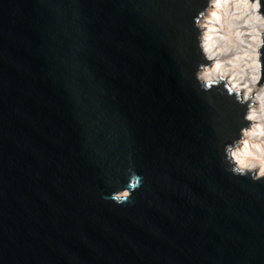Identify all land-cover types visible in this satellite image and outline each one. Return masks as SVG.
<instances>
[{"label":"water","instance_id":"95a60500","mask_svg":"<svg viewBox=\"0 0 264 264\" xmlns=\"http://www.w3.org/2000/svg\"><path fill=\"white\" fill-rule=\"evenodd\" d=\"M209 4L0 0V264H264V177L231 170L254 93L202 87Z\"/></svg>","mask_w":264,"mask_h":264},{"label":"bare ground","instance_id":"6f19581e","mask_svg":"<svg viewBox=\"0 0 264 264\" xmlns=\"http://www.w3.org/2000/svg\"><path fill=\"white\" fill-rule=\"evenodd\" d=\"M245 4L253 3L249 0H219V5L213 4L206 10V14L200 20L201 25L204 26L202 48L207 56L209 53L213 54V62L199 71L198 75L200 78L205 71L213 74L214 77L223 75L234 90L242 92L244 98H249V95L252 96L254 93V103L250 107L255 109L258 118L245 129L251 130L255 124H264V120L259 118L261 100L264 98V82L257 86L258 47L264 29V17L257 10H252L250 7L246 9ZM212 12H215L216 16H212ZM257 15L261 20L253 18ZM205 35L210 37L207 41V51L204 48ZM241 140L232 152L238 148L243 153L245 140L248 142L247 151L253 157L260 155L254 145L259 144L264 148V136H243ZM252 162L257 164L256 171H258L259 162Z\"/></svg>","mask_w":264,"mask_h":264},{"label":"clouds","instance_id":"9594fccd","mask_svg":"<svg viewBox=\"0 0 264 264\" xmlns=\"http://www.w3.org/2000/svg\"><path fill=\"white\" fill-rule=\"evenodd\" d=\"M213 4L219 5V0H210L209 7H211ZM244 7L246 9L250 7L252 10H257L260 8L259 0H257L256 3H253L251 5L245 4ZM205 14L206 13H200V15H205ZM211 15L216 16V13L212 12ZM253 18L256 20H261V17L258 15L253 17ZM194 23L198 27L202 26L201 21L196 19V18L194 20ZM209 39H210V37L205 35V37H204V48L206 51L208 50L207 41ZM212 55H213L212 53H209L208 58L211 59ZM217 68H219V65H217ZM222 79H223V75H221L220 77H214L213 74L208 73L207 71H205L204 74L200 77V80L202 81V87L205 89H207L210 85H212L217 80H222ZM241 102L246 103L247 97H245L244 100ZM245 116H246V119L249 122V124H251L252 122L257 120V118H258L257 112L255 111V109L253 107H250L249 112H247L245 114ZM259 118L261 120H264V98H262V100H261V105H260V109H259ZM257 129H258V131H257ZM243 135L245 137H251L254 135L264 136V124H255L251 130H244ZM243 143H244V152L243 153H241L238 148L231 153V155L235 159V166L231 167V170L233 171L234 174L245 175L250 170L257 169V164L252 162V161H259L260 166L258 168V171L256 172L255 175H251V178L253 180H258L261 177H264V148H261V146L259 144L254 145L253 147H255L257 149V151L260 153V155L253 157L252 154L247 151V149H248L247 140H245Z\"/></svg>","mask_w":264,"mask_h":264},{"label":"rangeland","instance_id":"374dc122","mask_svg":"<svg viewBox=\"0 0 264 264\" xmlns=\"http://www.w3.org/2000/svg\"><path fill=\"white\" fill-rule=\"evenodd\" d=\"M207 66V65H206ZM257 162H259V161H257Z\"/></svg>","mask_w":264,"mask_h":264}]
</instances>
